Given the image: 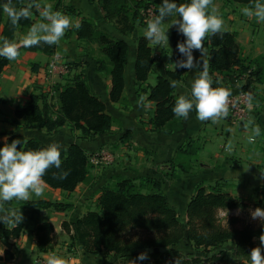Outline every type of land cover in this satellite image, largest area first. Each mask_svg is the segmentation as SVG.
Returning a JSON list of instances; mask_svg holds the SVG:
<instances>
[{
	"label": "crops",
	"instance_id": "0c3cea01",
	"mask_svg": "<svg viewBox=\"0 0 264 264\" xmlns=\"http://www.w3.org/2000/svg\"><path fill=\"white\" fill-rule=\"evenodd\" d=\"M139 0H125V14H119L113 20L105 16L101 0H38L41 10L45 5H51L53 11H61L68 15L73 27H70L60 43L55 46L51 56L41 52L20 50L16 60H7L0 73V142L11 136H21L25 140H36L42 146L58 142L61 148L78 145L89 157L102 148L109 149L115 154V162L110 167L100 168L92 165L85 181L80 183L73 192L46 187L44 196L29 201L59 202L70 205L64 212L52 209H20L23 214L22 233L16 240L7 242L0 238V245L12 254L8 262L0 256V264H33L36 260L46 262L47 256L57 254L68 261V264H108L110 256H93L85 253L82 248L71 241L72 228L70 224L87 212H99L98 198L104 187L114 183L116 178L132 181L141 187L143 193H158L167 198L174 211L186 219V208L197 188L217 185L232 196L244 200L264 198V23H258L255 18L243 15L241 9L253 5H242L232 0H213L224 20V32L234 35L239 48L240 58L250 72L257 77L249 82L248 77L239 80L233 74H212L213 87L224 86L231 89L232 94L241 92L245 85L251 83L254 89L253 106L249 120L260 127V135L255 143L248 142L251 127L245 129L244 124L237 125L229 119L218 123L201 122L193 110L189 118H177L176 129L153 132L148 125L155 112V104L145 100V106H138L137 101L143 95L141 90L148 92L155 86L157 78L173 72L174 64L170 58L177 47L169 41V45L153 46L146 39V25L135 20L131 31H123L122 16L132 12V5ZM145 1V0H141ZM158 9L162 0H148ZM177 4L182 0H175ZM264 2V0H262ZM17 8L27 4L26 0H14ZM177 16L168 17L164 26L172 28V21ZM41 20L40 12L33 7L30 27ZM86 20L92 23L95 32L122 40L127 44L128 52L123 72V91L117 102L110 101L111 78L108 73L110 66L106 57L100 52L95 43L81 41L77 37L75 23ZM47 22V21H44ZM29 27V28H30ZM29 28L21 30L13 26L2 12L0 23V38H8L17 43L26 35ZM145 38L152 51L153 66L146 81L137 82L135 77V62L137 42ZM2 43V39H0ZM204 57L208 63V42ZM60 56L72 64L71 72L64 80L58 81L52 88L54 93L48 94L44 84L43 68L53 56ZM194 57L199 59L200 53L194 51ZM236 69V68H235ZM196 69L183 74L182 86L174 88L173 97L189 93L190 85ZM80 76L91 95L100 100L105 106V113L113 119L111 130L105 134L83 137L80 130L64 125L53 132L45 129L24 128L15 124L16 108H25L31 96L39 97L38 105H50L57 111L60 107L59 93L62 88L71 83L74 76ZM250 78V77H249ZM257 78V80L255 79ZM219 81V83H217ZM58 92V93H57ZM50 96V97H49ZM53 117L55 115H52ZM20 122V121H18ZM180 151V153H179ZM192 153V155H190ZM151 183V190L146 191L145 183ZM53 227L50 243L45 252L37 250L35 231L43 224ZM63 223L69 225L67 233ZM5 228L9 229L6 225ZM12 229V228H11Z\"/></svg>",
	"mask_w": 264,
	"mask_h": 264
},
{
	"label": "trees",
	"instance_id": "16d2710c",
	"mask_svg": "<svg viewBox=\"0 0 264 264\" xmlns=\"http://www.w3.org/2000/svg\"><path fill=\"white\" fill-rule=\"evenodd\" d=\"M26 1L30 2V0ZM232 1L242 5L254 4V0ZM3 2L4 0H0V23ZM182 2L187 3L190 0H182ZM125 4V0H101V7L109 20L115 19L121 13H127ZM143 6L144 1H135L131 8L132 12L128 16H122L121 25L123 27L121 29L123 31H131V24L135 20L141 24L138 10ZM31 11L33 14V8ZM126 20H130L131 24H126ZM80 24L81 27L77 29L78 39L97 44L100 52L107 59L110 66L108 73L111 78L109 97L111 102H117L124 86L123 72L128 52L127 44L107 34L95 32L89 21L82 20ZM18 27L21 30L29 28L30 19H21ZM168 36L169 41L176 47L178 42L184 40L175 26L168 29ZM206 40L210 75L232 73L234 78L239 80L243 74L248 72L249 66H245L240 58L239 48L233 34L223 31L215 36H209ZM20 50L41 52L51 56L55 53V46L42 43L31 48L21 47ZM181 58L183 57L176 49L170 62L174 64ZM153 62L152 51L146 39L139 38L135 62L137 82L146 81ZM6 64L7 60L1 58L0 73ZM186 71L187 69L178 68L173 72H166L165 76L157 78L155 86L150 87L148 92L141 90V95H146L147 101L155 104L154 116L148 123L151 131H168L178 127L176 116L172 111L175 99L173 97L174 88L170 86V81H180ZM250 75L257 77L254 71L250 72ZM38 100L39 97L31 96L25 108H16L14 123H19L24 128L45 129L48 132L69 125L75 130H80L83 137L97 136L111 130L113 119L105 113L104 104L90 94L79 75L74 76L71 83L65 85L60 91V107L57 111L52 110V107L47 104L39 107ZM16 139L22 141V150H36L45 147L36 140H25L21 136H11L7 142L11 143ZM4 143L0 142V147H3ZM61 159V168L49 169L44 179L50 188L70 193L85 181L92 165L84 150L78 145H70L66 149L61 148ZM60 172H67V177L59 179L53 176V173ZM209 187L200 185L197 188L187 204L186 219L182 222L165 196L158 193H143L141 187L132 181L116 178L112 185L101 190L97 201L99 212H87L70 224L72 228L70 239L89 255L114 257L115 261L109 264H129L139 255L138 250L146 248L165 249V251L148 255L149 259L138 261V264H175L176 258L180 264H244L241 259L250 255L253 247L260 246L258 238L264 232V225L257 227L243 225L240 228L221 226L216 217L218 210H242L248 205L241 198L221 191L217 185ZM257 207L264 209V202H255L253 208ZM4 208L52 209L64 212L69 210L70 206L59 202L14 200L4 204ZM62 225L65 231L70 233L69 225L66 223ZM52 232L53 227L49 223H43L36 228L35 238L39 252L47 250ZM21 233L20 224L7 229L0 222V238L4 241L16 240ZM182 244L190 250L187 252L180 249ZM201 252L207 253L208 256L201 257ZM12 257L9 251H5L4 260L6 262Z\"/></svg>",
	"mask_w": 264,
	"mask_h": 264
},
{
	"label": "clouds",
	"instance_id": "9594fccd",
	"mask_svg": "<svg viewBox=\"0 0 264 264\" xmlns=\"http://www.w3.org/2000/svg\"><path fill=\"white\" fill-rule=\"evenodd\" d=\"M40 12L41 20L31 25L26 35L19 43L2 39L0 43V57L7 60H16L21 47L31 48L40 44L58 45L66 31L73 27L71 18L61 11H53L51 5H45L41 10L38 0H30L26 6L17 8L14 0H4L3 12L15 27L21 19L32 18V8ZM243 15L248 18H255L258 23H264V2L254 0L251 7L241 9ZM177 16L171 26H175L184 40L178 42L177 49L183 58L174 63V69L183 68L192 71L196 69L194 78L190 85V94H180L173 106V113L177 118L187 120L190 113L195 110L196 118L201 122L211 121L218 123L229 116L230 106L233 103L231 89L224 86L213 87V78L208 70L206 56L207 49L204 42L209 36L220 34L224 30V20L218 7L213 0H190L187 3L177 4L175 0H162L158 9V15H154L147 21L144 35L153 46L169 45L168 30L164 23L168 17ZM47 21V22H44ZM77 29L80 23L74 25ZM199 52L200 57H194L193 52ZM219 83V81H217ZM170 86L177 88L182 86L180 81L171 80ZM251 98L249 97V100ZM146 97L141 96L137 101L138 106H145ZM249 107L251 104L249 103ZM245 129L251 127V134L248 136L249 143H255L256 137L260 135V127L253 120L244 124ZM26 143V142H25ZM20 146V147H18ZM61 144L58 142L49 143L46 147L32 150H22V141L12 140L0 147V222L9 229L22 223L24 217L19 208L5 209L4 204L11 201H29L33 195L36 198L44 196L47 184L44 179L51 168L60 169ZM67 172L53 173L59 179H65ZM264 177V172L261 173ZM240 209L237 210L239 214ZM229 211L222 210L220 216L227 221ZM253 220L264 222V209L255 208L250 210ZM260 246L253 247L250 252L251 264H264V232L259 235ZM4 248L0 245V256H3ZM149 259L147 252H141L129 262L138 264V261ZM35 264V262H33ZM46 264H68V261L55 253L46 258ZM175 264H180L176 258Z\"/></svg>",
	"mask_w": 264,
	"mask_h": 264
},
{
	"label": "built area",
	"instance_id": "2783aa9c",
	"mask_svg": "<svg viewBox=\"0 0 264 264\" xmlns=\"http://www.w3.org/2000/svg\"><path fill=\"white\" fill-rule=\"evenodd\" d=\"M138 13L140 15L141 23L147 26V21L150 20L154 15H158V7L151 1L145 0L144 6L138 10ZM71 68L72 64L65 61L58 55L51 57L47 61L43 68V80L49 95L54 93L52 88L55 87L56 82L64 80V77L70 74ZM245 76L250 79L249 82L253 81L254 79L252 75H250V71H248L246 74H243L242 78ZM249 97L251 98L250 100ZM253 98L254 89L251 83L245 85L241 92L232 94L231 99L236 106H230L229 116L227 119L237 125H241L248 121L249 113L253 106ZM249 103L251 104V107H249ZM88 160L90 164L96 167L106 168L114 164L115 154L109 149L102 148L94 154H91L88 157ZM35 264H46V262L42 260H36Z\"/></svg>",
	"mask_w": 264,
	"mask_h": 264
},
{
	"label": "rangeland",
	"instance_id": "374dc122",
	"mask_svg": "<svg viewBox=\"0 0 264 264\" xmlns=\"http://www.w3.org/2000/svg\"><path fill=\"white\" fill-rule=\"evenodd\" d=\"M145 185H146L145 188L147 189L146 191L151 190V183H147L146 182ZM220 190L223 191V192H225L222 188H220ZM242 200L248 205V207L245 208V209L240 210L239 211V214H237V210L238 209L229 210V214H228V217H227V221H226L225 218H223V217L220 216V212L222 210H218V212L216 214V217H217L218 223L221 226H223V227L231 226V227L240 228L243 225H251V226H255V227L260 226V225H264V222H262V221H260L258 219L257 220H253L251 218V215H250V210H254L255 209V208H253L254 203L255 202H258V201L264 202V198L263 199H260V200L259 199H256V198L255 199H250V200H244V199H242ZM177 215L179 216V219L182 222L185 220L180 214L177 213ZM180 249H183L184 251H187V252H188V250H190L189 248H185V246L183 244L180 246ZM206 254L207 253L201 252V257L204 258V257L208 256ZM110 259L112 260V262H110V263H113L115 261V258L112 257V256H110ZM241 260L244 262V264H251L250 255H247V256L243 257Z\"/></svg>",
	"mask_w": 264,
	"mask_h": 264
},
{
	"label": "water",
	"instance_id": "95a60500",
	"mask_svg": "<svg viewBox=\"0 0 264 264\" xmlns=\"http://www.w3.org/2000/svg\"><path fill=\"white\" fill-rule=\"evenodd\" d=\"M165 249H158V248H146V249H141V250H138V253H141V252H147L148 255H151V254H156V253H162L164 252Z\"/></svg>",
	"mask_w": 264,
	"mask_h": 264
}]
</instances>
